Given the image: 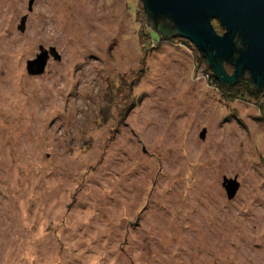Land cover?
Returning <instances> with one entry per match:
<instances>
[{"label":"rangeland","instance_id":"1","mask_svg":"<svg viewBox=\"0 0 264 264\" xmlns=\"http://www.w3.org/2000/svg\"><path fill=\"white\" fill-rule=\"evenodd\" d=\"M143 11L0 0V264H264V112Z\"/></svg>","mask_w":264,"mask_h":264},{"label":"water","instance_id":"2","mask_svg":"<svg viewBox=\"0 0 264 264\" xmlns=\"http://www.w3.org/2000/svg\"><path fill=\"white\" fill-rule=\"evenodd\" d=\"M148 23L160 34L171 33L190 40L206 58L216 79L233 84L248 74L255 89H264V0H141ZM221 28L219 33L212 22ZM26 64L27 72L45 69L49 53L59 58L54 47L43 49ZM225 63L232 67L229 72ZM205 129L200 136H204ZM231 196L237 181L223 177Z\"/></svg>","mask_w":264,"mask_h":264},{"label":"trees","instance_id":"3","mask_svg":"<svg viewBox=\"0 0 264 264\" xmlns=\"http://www.w3.org/2000/svg\"><path fill=\"white\" fill-rule=\"evenodd\" d=\"M145 18L144 20L147 22V30L146 32H143V34L146 35L145 40L148 39L149 42H151L149 44V47L155 45V47H159L163 41H169V42H175V41H179L183 44V46H186V48L192 52V54L194 56H198V64H204V67L206 68L207 72L210 73V79H212V81L214 82V84L218 87V89L221 91L222 95L224 96V98L231 102L233 100H236L238 98L241 99H245L248 101H253L255 102L259 107H261L262 111L264 112V99L262 101V98H264V89H255L252 87V83L248 78V74H245L244 76H242L241 78H239L234 84H223L221 82H219L216 77L214 76V74L211 71V68L209 67V65L207 64L206 58L201 54V52L198 51V49L194 46V44L188 40L187 38H183L180 36H173V34L168 33V34H160L158 32L157 29L153 28L149 23H148V18L145 14V12L143 11L142 14ZM213 25L215 27V29L219 32V30H221V26L219 25V23L216 21L213 22ZM226 66L231 67L229 64L225 63ZM139 80L138 79H132V85L130 87H132L136 81ZM129 92H131V90H129ZM131 101H134V97L131 99Z\"/></svg>","mask_w":264,"mask_h":264}]
</instances>
